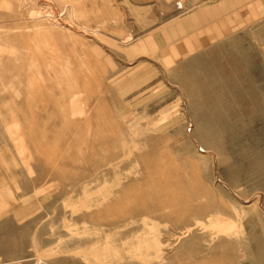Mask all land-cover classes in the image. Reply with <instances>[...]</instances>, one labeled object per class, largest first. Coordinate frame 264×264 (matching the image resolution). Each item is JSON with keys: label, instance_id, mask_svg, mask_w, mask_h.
<instances>
[{"label": "rangeland", "instance_id": "rangeland-1", "mask_svg": "<svg viewBox=\"0 0 264 264\" xmlns=\"http://www.w3.org/2000/svg\"><path fill=\"white\" fill-rule=\"evenodd\" d=\"M162 11L0 0V264H264L262 57Z\"/></svg>", "mask_w": 264, "mask_h": 264}, {"label": "crops", "instance_id": "crops-1", "mask_svg": "<svg viewBox=\"0 0 264 264\" xmlns=\"http://www.w3.org/2000/svg\"><path fill=\"white\" fill-rule=\"evenodd\" d=\"M152 1L168 15L162 21L167 30L179 36L176 48H190L192 55L207 50L208 56H223L225 63L235 55H255L264 62V0ZM173 37L177 41L172 35L166 39L175 41Z\"/></svg>", "mask_w": 264, "mask_h": 264}]
</instances>
